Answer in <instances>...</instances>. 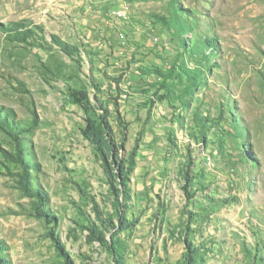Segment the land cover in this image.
<instances>
[{"label":"rangeland","instance_id":"obj_1","mask_svg":"<svg viewBox=\"0 0 264 264\" xmlns=\"http://www.w3.org/2000/svg\"><path fill=\"white\" fill-rule=\"evenodd\" d=\"M7 112L0 264H264V0H0Z\"/></svg>","mask_w":264,"mask_h":264},{"label":"trees","instance_id":"obj_2","mask_svg":"<svg viewBox=\"0 0 264 264\" xmlns=\"http://www.w3.org/2000/svg\"><path fill=\"white\" fill-rule=\"evenodd\" d=\"M37 29H41L39 26L36 27ZM14 32L15 34L20 37L21 39L24 38H31L33 36H35V32L29 28H25V29H20L18 27L14 28ZM54 42L56 44H58L60 46V48L65 51L66 53H70L72 47L68 44H65L64 42H62L60 39L58 38H54ZM6 117H1L0 116V128L3 129L6 133H8L9 135H11V137L16 141V147H17V151L15 153V157H13V160L20 162L21 163V157H20V153H19V149L21 148V146L17 143V136L14 133V128L12 126V124L10 123L11 120V114L9 112H7ZM91 136V135H90ZM25 174L21 175V180H20V187L24 192H29L26 184H25Z\"/></svg>","mask_w":264,"mask_h":264}]
</instances>
